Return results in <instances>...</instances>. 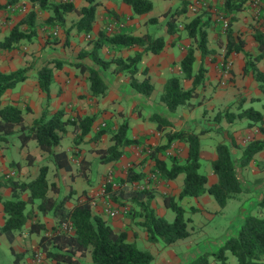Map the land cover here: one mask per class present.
<instances>
[{"label":"crops","instance_id":"0c3cea01","mask_svg":"<svg viewBox=\"0 0 264 264\" xmlns=\"http://www.w3.org/2000/svg\"><path fill=\"white\" fill-rule=\"evenodd\" d=\"M7 1L17 0H0V5ZM18 1H24L27 7L26 10L0 12V40L15 25L27 31L25 16L29 9L35 11V33L31 38H21L11 47L0 46V70L7 71L21 66L28 67L26 78L4 90L1 95V103L20 105L24 109L23 122L28 126H31L35 119L42 117L45 111L48 115H51L60 109H64V119L72 118L75 115L94 114L95 117L90 130L84 134L80 141L74 142L73 124L71 123V126H69L67 123L61 140L64 137H69L70 141L65 146L55 147L57 151L65 150L68 152L71 166L72 162L78 164L79 171H74L73 166L71 170H66L71 172L69 176L72 177V180H75L79 174L88 177L91 162L88 154L95 155L94 158L97 157L99 160V155L95 149L106 148L111 145L112 133L122 123H127L126 136L128 138L139 137L141 139L137 143L121 146L123 152L118 159L101 162L108 166L102 172L101 181L96 189L88 190L82 186H78V188L69 187L68 191L62 195H68L72 190L66 201L67 207L91 195L92 212L107 219L115 231L126 232L129 241H136L141 248L149 250L153 254V264H188L203 251L217 249L221 244H224L226 239L240 228L239 226L246 214L261 211L257 204L264 197V146L253 155L248 165L239 168L243 191L237 194L236 197L228 199L225 206L218 205L217 207L213 202L214 197L208 191L202 192L199 196L178 198L185 174L180 173L173 179L162 177L155 159L148 154L150 148L166 142L165 132L169 130L183 129L198 132L204 129L199 135V154L201 167L208 176L206 185L209 186L218 180V175L214 171L211 162L216 157L215 145L217 141L202 140L204 133L213 129L223 131L225 137L222 141L232 145L231 151L236 162L241 156L242 147L248 141L252 139L264 140V117L260 122L252 124H248L246 118L235 117L231 118L229 122L226 121L225 126H221V121L227 117V112L238 114L241 109L248 107L260 110L263 108L264 102V95L260 92L251 74L249 72L243 73L245 64L243 52H232L226 55L227 37L221 28L222 37L216 28H208L209 47L213 50L202 56L201 51L196 49L193 62L194 72L201 64L205 67L204 81L196 88V91H199L198 104H206V111L212 108L215 109L217 104L222 105L223 108L219 111L221 115L217 117V115L211 114L209 116L208 111V113L203 114L200 105L191 102L192 104L189 107L180 106L176 109L174 116L170 118L172 125L159 129L157 122L151 119V116L155 111L168 114L165 104L159 98L167 79L176 76L180 79L184 88L187 89L192 86V78H185L180 65L192 41L181 24L192 18L195 12L187 9L186 12L178 16L179 30L176 32H167L165 25L168 12L181 7L182 0H172L173 3L161 7L159 15L151 14L153 0H151L152 8L142 13H135L131 5L123 0H97L98 6L92 28L88 33L78 30L74 25L75 20L79 17L74 9L64 11V20L60 24L51 19L53 11L49 7H40L37 3L33 4L31 0ZM63 1H71L76 7L88 3V0H48V3ZM198 1L205 4L204 6L211 12L212 18H217L221 14L217 12L216 8L222 0ZM152 16L157 17L155 22L150 20ZM232 29L236 36L245 41L244 49L248 54L255 55L260 52L259 43L254 36L255 27L248 5L245 4V8L236 13V20L232 22ZM55 31L56 33H54ZM101 32L107 34L114 32L144 34L147 32L164 37V48L158 52L153 50L143 52L138 64L137 76L142 78L146 75L153 84V89L149 95H144L130 86L127 73L113 71V63L106 69H100L86 55L79 60L98 69L107 85L104 95L94 96L91 94L88 70L76 64L78 61L77 53L82 49H91L94 45V39L96 40ZM144 47L145 45L142 44H131L129 47H117L114 44L104 45L100 48L99 54L104 59L116 56L126 58L136 51H143ZM52 60H61V66L55 67L54 63H50ZM227 63H231L229 69L225 67ZM46 64L53 69V79L49 86L48 95L42 91L35 77L37 70ZM255 67L260 71H264V52L255 62ZM207 90L210 92H207ZM155 91H159L158 96L153 95ZM208 93L210 95L206 97ZM237 94H240L241 97ZM254 101H259L261 108L254 107ZM202 118L210 119L208 125H205ZM236 120L239 121L235 122ZM233 124L235 125L230 127ZM35 145H37L36 142ZM37 153L38 151L35 153L29 151L31 155ZM187 153L186 143L173 140L165 151L157 153V156L170 164L168 163L170 156L174 155L183 160ZM0 163H2L1 158ZM16 165L20 173L30 174L34 159L22 169L18 163ZM131 167L141 173V176L133 179L132 182H128L125 179ZM9 170V168L3 169V176L0 178V184L4 182L5 187L8 188L5 193L6 197L11 195V187L6 182L9 177L14 178L17 173L16 171L14 175H9ZM61 177L65 181L67 180V176L58 171L50 181H55L59 187L58 193H51L55 197H58L61 192L59 185ZM109 177L113 178V181L120 182L121 186L115 188L112 184L105 183ZM119 179H124V181ZM144 189L150 190L152 193L149 199L150 205L158 215L163 216L166 220H168L166 214L170 209L164 203V196L166 195L174 196L188 214L200 212L205 214L207 219L200 222H196L192 216H186L187 228L190 231L189 236L193 235L194 239L187 241L184 248L177 244L180 239L171 244L149 239L147 230L140 223L143 219V213L139 209L137 198H131L135 191ZM22 195L26 197L27 192ZM143 199H146V196L141 198V200ZM207 204L214 207V210L208 209ZM33 207L35 206L33 205ZM108 207L114 210L112 216L106 214L105 209ZM34 211L36 213L33 218L44 222L46 233L50 234L51 228L55 224L53 218L48 214L41 215L36 209ZM215 216L218 218H215ZM3 222L4 210L0 202V225ZM29 224L30 221L25 223L22 230L15 232L16 235L13 241L9 240L13 252H22L18 260L19 264H32L34 254L37 251H42L39 246L40 238L36 234L41 237L43 232L30 233L28 231ZM200 230L205 231L206 236L200 240H195ZM149 242L157 244V247H149ZM90 263L91 257L90 259L88 256L85 259L81 258V264ZM45 264L57 263L46 259ZM213 264H216V262Z\"/></svg>","mask_w":264,"mask_h":264},{"label":"trees","instance_id":"16d2710c","mask_svg":"<svg viewBox=\"0 0 264 264\" xmlns=\"http://www.w3.org/2000/svg\"><path fill=\"white\" fill-rule=\"evenodd\" d=\"M33 4L40 7H49L53 11L52 20L62 23L63 13L67 10H76L79 14L74 25L78 30L88 33L92 28V22L95 17L97 0H88V3L76 7L71 1L60 3H48V0H31ZM130 4L135 13H142L152 8L151 0H123ZM189 0H182V5L178 9L170 10L165 18L167 32L173 33L179 30L178 16L186 12ZM247 0H222L216 8L221 13L222 18L227 19L226 41L227 54L232 52H243L245 64L243 73L249 72L256 81L260 92L264 95V71L255 67V62L264 52V33L255 28L254 36L259 43L260 52L250 55L244 49L245 41L236 36L232 29V22L236 20V13L245 8ZM247 5V4H246ZM216 18V17H215ZM212 18V14L206 7L195 12L194 16L187 22H183L182 28L191 38V44L187 48L184 58L180 62L181 70L185 78H192V86L184 88L180 79L172 76L167 79L163 91L160 94V101L165 104L168 114L155 111L151 119L157 122V127L162 129L164 126L172 125L171 117L180 106H191V100L196 94V88L204 81L205 67L201 64L196 72L193 71L194 53L199 49L203 56L213 49L209 47L208 28H216L220 36L222 19ZM151 21H156L157 17H150ZM35 11L29 9L25 16L27 31L20 29L17 25L13 26L7 35L0 40L1 47H11L23 37L31 38L34 30ZM116 45L117 47H129L131 44L145 45V49L136 51L126 58L121 56L104 59L100 56L99 50L104 45ZM165 39L161 35L151 33L134 34L126 32H114L107 34L99 33L91 49H82L77 53L78 61L76 64L81 68H87L90 92L94 96L105 94L107 85L100 75L98 69L94 66L84 64L80 58L89 56L91 60L100 69H106L112 63L113 71L125 72L129 76V84L138 92L149 95L153 89V84L145 75L142 78L137 76L138 64L143 52L153 50L161 51L164 48ZM55 67L62 64L61 60H52ZM28 67L21 66L12 70H0V141H7L15 126H18L17 135L21 144H26L29 140H34L39 149L46 153V159L51 161L56 169L71 170V161L68 152L65 150L57 151L56 146L60 144L62 133L65 131L67 123H72L75 131L74 142L80 141L91 127L94 114L75 115L72 118H66L64 109L48 115L45 111L42 117L35 119L31 126L23 122L24 109L15 103H1V95L8 87L14 86L18 81L27 77ZM52 67L48 64L40 67L35 77L42 89L48 95L49 86L53 79ZM227 117L246 118L248 124L260 122L264 117V102L262 110L253 107L241 109L238 114L227 112ZM221 113L217 115L220 116ZM230 118V119H231ZM127 123H122L117 130L112 133V144L106 148H96L99 155V161L109 162L116 160L122 155L120 148L126 144L137 143L139 137L128 138L126 136ZM190 130H175L165 132L166 142L161 145L153 146L149 149V156L155 159L162 177L173 179L180 173L185 174L184 183L178 194V198L199 196L204 191H208L221 206H225L228 199L236 197L243 191L242 180L239 175V168L248 165L253 155L263 148L264 140L252 139L242 147L239 160L234 161V155L231 151L232 145L224 141L216 143V157L211 160L212 167L218 175V180L207 183V173L201 170L200 133ZM173 140L183 141L187 144V156L181 160L172 155L168 158L167 164L164 160L158 158L157 153L164 152ZM28 162L35 159L34 155L27 154ZM87 162V161H86ZM39 174L31 180H19L9 177L8 184L11 187V195L2 198L0 202L4 210V222L0 225V233L6 234L10 241H13L16 231L23 229L25 223L30 221L28 231L30 233L43 234L39 240L40 249L46 256V259L52 260L57 264H81V255L86 251L90 252V264H153V254L141 248L136 241H129L126 232L115 231L109 221L98 214L92 212L91 195L82 200H78L72 206H66L69 195L55 197L51 193H58L59 187L56 182H50L48 179L49 167L47 164H41ZM141 176L132 167L128 170L126 181L132 182L133 179ZM120 181L124 179H119ZM26 197L22 194L26 193ZM150 190L135 191L133 197L137 198L139 209L143 213L141 224L148 232V237L152 241H162L165 244H171L179 239L190 235L187 228V219L184 216L185 210L176 201L172 195L164 196L166 207L172 209L175 213L172 221L166 220L158 215L155 209L150 205ZM143 196L146 199L141 200ZM132 200V199H131ZM37 201V203H36ZM29 205V206H28ZM33 205L35 207H33ZM261 211L258 213H248L244 216L240 228L230 235L224 244L213 250H205L188 264H228L227 252L231 253L236 264H264V197L257 204ZM34 209L41 215H50L55 224L51 228V233H46V225L38 219L33 218ZM67 227L63 228L62 224ZM15 258L13 264H19L18 260L22 252H14Z\"/></svg>","mask_w":264,"mask_h":264},{"label":"rangeland","instance_id":"374dc122","mask_svg":"<svg viewBox=\"0 0 264 264\" xmlns=\"http://www.w3.org/2000/svg\"><path fill=\"white\" fill-rule=\"evenodd\" d=\"M170 3H173L172 0H153V8L151 11V14L153 15H159V13H161V7H164L165 5H168ZM205 4H202V6H199V1L198 0H189L188 4H187V8L190 9L193 12H197L200 11L203 6ZM205 7V6H204ZM222 30V27H220ZM227 34V32H225ZM207 92H210L207 90ZM159 91H155L153 93V95L158 96ZM199 91H196V94L194 95V98L191 100V102L193 104H198V97ZM209 93L206 94V97H209ZM237 96H240V94H237ZM200 105V104H198ZM253 106L257 107V108H261V103L259 101H254L253 102ZM203 112V114H205L206 111V104L202 103L199 106ZM223 108L222 105L217 104V106H215V109H210L207 113L209 114V116L211 114L214 115H218L220 109ZM236 109V108H235ZM214 110V111H213ZM262 110V109H260ZM231 117H225L224 119H222L221 121V126L222 125H226V121H230ZM204 119V118H202ZM238 119V118H237ZM210 119H204V123L205 125H208ZM239 120H236L235 122H238ZM213 122V121H212ZM69 126H71V123H68ZM224 125V126H225ZM235 124H233L230 127H233ZM208 130V129H207ZM17 131H18V126H15L14 131L8 135V139L7 141H2L0 142V158L2 163H0V178L3 176L2 175V170L9 168L11 171L12 169H15L17 171V173L14 175L15 179H19V180H31L33 178H35L38 174H39V170H40V165L41 164H47L49 167V174H48V179L51 181L53 179V177L55 176V173L58 171H61V173H64L67 176V180L65 181L63 179V177H61V180L59 181V185L61 188V192L58 195L59 197H62V195L68 191L69 187L73 186L74 188H78V186H82L85 187L86 189L90 190V189H96L98 187V184L101 181V177H102V172L104 171V169L108 166L105 165V163H101V161H99L96 158H94L95 155L91 154L88 156H90L89 158L91 159V162L89 164L90 169L88 170L89 175L84 176L83 174H79L77 175L75 180H72V177L69 176L70 175V171H66V170H62V169H56L53 165V163L51 161H49L48 159H46L47 154L42 152L37 145H35V142L31 139L29 140L26 144L22 145L21 141L17 135ZM225 134L223 131H219V130H208L206 133H204L202 135V140H206V141H210V142H218V141H222L224 140ZM70 141L69 137H64L62 138L61 142L59 145L61 146H65L67 145V143ZM85 144V143H84ZM58 145V146H59ZM29 151L31 153H35L36 151H38L37 154H34L35 159H34V165L31 167V173H20L19 169L17 168V163L19 164L20 168L22 169L24 166H28L29 162H28V157L27 154L29 153ZM14 166V167H11ZM72 166H73V170L74 171H79V166L78 164L72 162ZM201 170H204L203 167H201ZM9 181L6 182V184ZM7 187H5V183L2 182L0 184V195L2 196V198H6V191H7ZM76 195V194H75ZM213 202L215 203V207H217L218 205H220L217 200L215 198H213ZM37 203V201H36ZM29 206V205H28ZM208 209L210 210H214V207H212L211 205L207 204L206 205ZM192 216L193 219H195L196 222H200L201 220H206V216L203 212L200 213H194V214H188V212H184V216L186 218V216ZM175 216V213L172 209H169L167 214H166V218L168 220H172ZM215 218H218L215 216ZM214 218V219H215ZM212 223V222H210ZM36 236L38 238H40V236L38 234H36ZM206 236V232L203 230H200L199 234L196 236V239H202ZM194 237L193 235L184 238V239H180L177 244H180V246L182 248H184L186 246V242L187 241H191L193 240ZM149 247H157V244L154 243H150L149 242ZM228 255V259H227V263L228 264H236V259L235 257L227 252ZM88 256V258L90 259V254L88 251H86L85 253H83L81 255L82 259H85V257ZM15 258V253L12 251V247H11V242L9 241V239L7 238V236L5 234H1L0 233V264H13V259Z\"/></svg>","mask_w":264,"mask_h":264},{"label":"built area","instance_id":"2783aa9c","mask_svg":"<svg viewBox=\"0 0 264 264\" xmlns=\"http://www.w3.org/2000/svg\"><path fill=\"white\" fill-rule=\"evenodd\" d=\"M246 4L249 6L251 10V18L253 25L256 29L262 31L264 33V0H247ZM202 4L199 2V6ZM26 4L24 1H7L3 5H0V12L2 11H15V10H21L24 11L26 10ZM218 19H222V31H226L227 27V19L222 18L221 14L218 15ZM56 33V31L54 32ZM231 63H227L225 66L226 69L230 68ZM16 173V170L13 169L9 172V175H13ZM105 183H110L112 184L113 187L119 188L121 186L120 182L113 181V178H108ZM104 186V184H103ZM106 214L108 216H112L114 214V210L110 207L105 209ZM62 227L65 228L67 227L66 223L62 224ZM46 262V256L43 253V251H37L34 256H33V262L32 264H45Z\"/></svg>","mask_w":264,"mask_h":264}]
</instances>
